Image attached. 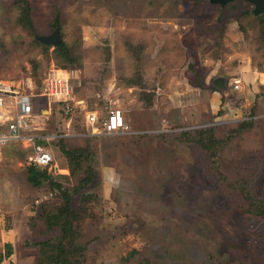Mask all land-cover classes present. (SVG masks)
<instances>
[{
  "label": "rangeland",
  "instance_id": "obj_1",
  "mask_svg": "<svg viewBox=\"0 0 264 264\" xmlns=\"http://www.w3.org/2000/svg\"><path fill=\"white\" fill-rule=\"evenodd\" d=\"M15 1L0 0V82L37 94L64 68L76 99L101 116L114 103L130 131L93 134L83 109L69 121L34 98L36 129L0 144L3 264H37L38 243L59 234L42 217L58 199L26 178L49 150L51 178L79 187L60 141L88 148L95 172L71 198L83 264H264V217L241 189L264 198V14L243 0H28L29 24ZM56 26L62 47L35 38ZM210 128L211 158L192 139Z\"/></svg>",
  "mask_w": 264,
  "mask_h": 264
},
{
  "label": "trees",
  "instance_id": "obj_2",
  "mask_svg": "<svg viewBox=\"0 0 264 264\" xmlns=\"http://www.w3.org/2000/svg\"><path fill=\"white\" fill-rule=\"evenodd\" d=\"M15 2L20 3L23 6V17L29 21L28 23L30 24L31 9L29 1L16 0ZM63 45V42H61L58 45V48ZM246 123L248 122H244V124ZM196 131L197 134L195 133L192 139L207 151L210 158L215 156V148L218 140L215 137L214 129H199ZM59 144L60 151L67 159L70 172L75 174L76 171L83 170L84 176L78 180V188L69 190L66 186L51 178L47 171L48 167L40 169L39 167L31 166L28 168L27 181L35 187L46 181L50 190L54 193L53 195L58 199L56 205L49 208V210L45 209V212L42 213V217L49 228H55L57 226L59 234L53 239H46L38 243L41 246L43 254L37 260V264H83L85 245L76 244L74 242L75 237L78 234L75 222L80 220L81 214L79 211L72 208L71 198L75 192L94 181L95 172L93 166L87 160L90 155L88 148H69L66 147L62 141H60ZM241 189L248 203L249 213L253 216L264 217V198L255 194L245 185H243ZM86 198L88 200L89 195H86ZM41 204H43V202H41ZM4 248V252H0V264H2L5 259H9V256L11 255V245L7 243L4 245Z\"/></svg>",
  "mask_w": 264,
  "mask_h": 264
},
{
  "label": "built area",
  "instance_id": "obj_3",
  "mask_svg": "<svg viewBox=\"0 0 264 264\" xmlns=\"http://www.w3.org/2000/svg\"><path fill=\"white\" fill-rule=\"evenodd\" d=\"M234 87L239 88L237 81ZM36 97L43 98L49 106L60 105L64 118H68L69 121L77 108L83 109L85 122L93 134L130 131L121 108L113 103L103 116L96 110L87 109L86 104L75 97L70 73L64 68H53L45 76L41 90L37 94L20 91L11 84L0 82V144L22 139L25 130L36 129V126L32 125L36 114L32 113L35 109L32 103ZM30 161L39 168H52L54 157L49 150H39L30 156Z\"/></svg>",
  "mask_w": 264,
  "mask_h": 264
},
{
  "label": "water",
  "instance_id": "obj_4",
  "mask_svg": "<svg viewBox=\"0 0 264 264\" xmlns=\"http://www.w3.org/2000/svg\"><path fill=\"white\" fill-rule=\"evenodd\" d=\"M239 1V0H209L212 4H217L221 7L225 6L229 2ZM247 1L253 5L252 14L254 16H260L264 14V0H243ZM35 38L43 44L58 46L62 42V34L59 26H56L50 34L42 35L36 34ZM213 84L220 89H224L225 86V78L217 77L213 80ZM75 91V88H74Z\"/></svg>",
  "mask_w": 264,
  "mask_h": 264
},
{
  "label": "crops",
  "instance_id": "obj_5",
  "mask_svg": "<svg viewBox=\"0 0 264 264\" xmlns=\"http://www.w3.org/2000/svg\"><path fill=\"white\" fill-rule=\"evenodd\" d=\"M37 114H39V112H37ZM39 117H41V116H39ZM41 120V119H40ZM0 239H2V238H0ZM2 241V240H1ZM0 245H2V242H0ZM5 245V244H4Z\"/></svg>",
  "mask_w": 264,
  "mask_h": 264
},
{
  "label": "bare ground",
  "instance_id": "obj_6",
  "mask_svg": "<svg viewBox=\"0 0 264 264\" xmlns=\"http://www.w3.org/2000/svg\"><path fill=\"white\" fill-rule=\"evenodd\" d=\"M63 74H65V73L63 72Z\"/></svg>",
  "mask_w": 264,
  "mask_h": 264
}]
</instances>
